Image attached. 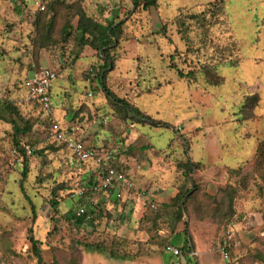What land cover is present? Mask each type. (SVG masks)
<instances>
[{"label": "rangeland", "instance_id": "rangeland-1", "mask_svg": "<svg viewBox=\"0 0 264 264\" xmlns=\"http://www.w3.org/2000/svg\"><path fill=\"white\" fill-rule=\"evenodd\" d=\"M45 3L40 11L34 0H0V264H37L32 236L58 264H187L197 244L224 264V243L233 261L264 264V0ZM81 12L118 25L107 52L77 36ZM43 67L58 75V122L83 133L88 123L92 142L122 148L119 171L132 185L95 190L93 166L55 148L47 113L27 89ZM104 85L158 123L127 115ZM12 118L31 129L14 133ZM16 139L32 149L25 176ZM189 161L198 166L190 171ZM81 207L92 218L76 226L69 215ZM186 241L188 256L164 248ZM95 244L105 253L91 252Z\"/></svg>", "mask_w": 264, "mask_h": 264}, {"label": "built area", "instance_id": "built-area-1", "mask_svg": "<svg viewBox=\"0 0 264 264\" xmlns=\"http://www.w3.org/2000/svg\"><path fill=\"white\" fill-rule=\"evenodd\" d=\"M36 8L40 11L46 9L45 0H34ZM57 72L50 67H43L35 70L27 79V89L29 97L40 102L51 126L50 139L54 144L63 145L71 151L72 155L81 163H88L93 166V171L97 176L98 182L94 186L95 190H103L116 183H122L127 186L132 185L120 171L114 166L116 160V151L112 148L104 146H91L87 144L82 137V128L79 123L63 126L56 119L52 110L51 86L57 78ZM106 122V120H105ZM25 152L31 153L32 149L24 146ZM14 152L22 155L16 148ZM77 216H85L88 220L92 218V214L81 207L76 212ZM229 232H231L229 230ZM166 251L172 255H179L180 248L174 245H167ZM217 251L221 254L224 264H239L233 261L227 249L226 243L219 245ZM194 258L197 256L195 252L191 253Z\"/></svg>", "mask_w": 264, "mask_h": 264}, {"label": "trees", "instance_id": "trees-1", "mask_svg": "<svg viewBox=\"0 0 264 264\" xmlns=\"http://www.w3.org/2000/svg\"><path fill=\"white\" fill-rule=\"evenodd\" d=\"M133 4L135 7H138L141 5L144 8H149V7L156 6L157 0H133ZM46 9H47V6H46ZM46 9H44L42 11H45ZM198 15L203 16V17L205 16V14H203V13H201V14L196 13L194 15H191V17L194 18V17H197ZM71 28H72L71 25H66L64 27V34L66 36L70 35ZM117 28H118V25H114V23H108V24L104 25V24L100 23L99 21H97L93 16H89L85 12H81V14L79 15L78 26L76 28V34H77V36L80 37V40L82 41V43H89L90 42L92 45L95 46V48H98V49L100 48L101 51L103 50V51L107 52V49L112 44H114L116 41V38L118 36ZM87 34L91 37V39H88L89 37H86ZM111 64H112V61H110V59L108 58V60L105 62V65H103V66L105 68H110ZM178 74L181 77L191 76L193 74V71H190L188 73H184L183 71L179 70ZM99 78L101 79V81L103 83V81L105 80V74L103 72L99 73ZM104 87H105V85H104ZM105 91L109 95V97L112 99V101L116 105H121L126 110L127 115H129L133 119L138 120L139 122H150V123L156 124L157 121H155V119H153L150 115H147L144 112H142L139 109V107L132 105L130 102H128L127 100H125L123 98L116 96L107 87H105ZM29 100L32 103L39 106L41 110H44L43 106L40 102L33 100L30 97H29ZM0 118L5 119L6 117L0 113ZM20 118H22V117H20ZM9 122L13 125L14 133H16V134H19L20 132L25 133L31 129V123H29V121H25L24 126H20L16 118L10 119ZM15 144L18 146L16 148L22 152V155L24 157V161H26L25 166H24V172H23V174L25 176L27 173V170H28L27 155L25 154L26 152H25L24 146L20 147L19 141L17 139L15 141ZM54 145H56L55 148H61L62 147V148L66 149V147L63 145H57V144H54ZM103 146L107 147V145H105V144H103ZM118 148L119 147H117V150H118ZM119 150L121 152L119 153V151H118V153H116V160L114 162V166L116 167V169L118 171H119V166L122 165L121 158L124 154L123 153L124 150H122V148H119ZM196 166H198V163H194L192 161H189V170L190 171L192 170V168H194ZM189 193H190V190L186 191L184 193L183 197H186V195H188ZM184 211H185L184 207L182 205H180L179 216H180L181 220L183 219ZM89 212L92 213L93 211H89ZM69 218L73 219V223L76 226H82L87 222V218L84 215L83 216H77L76 212H72L69 215ZM31 242L33 244V251L37 257V264H58L56 261L46 262L43 259L42 250H41V247L39 246V241L37 239H35L33 236L31 237ZM167 245H173V243L172 242L166 243V245L164 247L165 250H166ZM178 247L181 250V253L179 255H183V253L185 254L187 252L188 253L187 256L190 254V250L193 248L192 245L190 244V241H186L184 244H182L181 246H178ZM88 248L91 252L105 253V249L103 248V245H101V244H95L92 246H88ZM110 257L116 258V259H126L127 258V256H125V255L119 256V255L115 254L114 252H112L111 250H110ZM191 257L188 258L189 260H188L187 264H192V262H191L192 258Z\"/></svg>", "mask_w": 264, "mask_h": 264}, {"label": "crops", "instance_id": "crops-1", "mask_svg": "<svg viewBox=\"0 0 264 264\" xmlns=\"http://www.w3.org/2000/svg\"><path fill=\"white\" fill-rule=\"evenodd\" d=\"M52 88V87H51ZM58 114H59V118L58 119H61V121L67 125V124H70L71 122L68 121V118H66L67 114L65 115H62L61 114V111L58 109L57 110ZM82 124V123H81ZM85 124V123H84ZM83 125V129H84V133L82 134V137L84 138L85 142L91 146H103L102 143H94L92 142L93 140V133L92 135L90 136L91 134V127H89V124L86 123L85 125ZM238 233H241V229L239 226L236 227ZM241 236H242V233H241ZM240 240H242V237H240ZM235 244V243H234ZM236 245V244H235ZM197 256H196V260L199 262V264H214L213 262L215 260H217L218 264H221V262L219 261V259H217V254H216V251L213 252L210 248H208V245H202V246H199L197 244ZM202 261V262H201Z\"/></svg>", "mask_w": 264, "mask_h": 264}]
</instances>
